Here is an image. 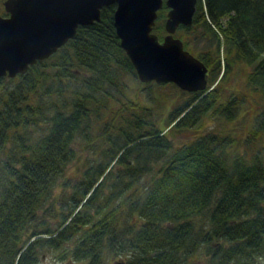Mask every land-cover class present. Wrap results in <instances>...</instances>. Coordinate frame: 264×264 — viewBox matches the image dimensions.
Listing matches in <instances>:
<instances>
[{
  "label": "trees",
  "instance_id": "16d2710c",
  "mask_svg": "<svg viewBox=\"0 0 264 264\" xmlns=\"http://www.w3.org/2000/svg\"><path fill=\"white\" fill-rule=\"evenodd\" d=\"M114 9L0 77V264L50 252L74 264H253L264 256V0H197L192 24L174 33L208 69L195 92L138 79ZM167 11L153 28L160 40ZM167 85L178 95L156 116L140 94ZM245 104L253 125L241 139L170 138L207 114L234 121Z\"/></svg>",
  "mask_w": 264,
  "mask_h": 264
},
{
  "label": "water",
  "instance_id": "95a60500",
  "mask_svg": "<svg viewBox=\"0 0 264 264\" xmlns=\"http://www.w3.org/2000/svg\"><path fill=\"white\" fill-rule=\"evenodd\" d=\"M197 0H4L0 14V77L25 73L54 54L79 26L100 20L101 9L115 5L113 25L120 45L141 82L174 83L182 90L208 86L206 65L184 48L174 33L190 26ZM168 11L160 40L153 32L158 11ZM115 264H121L116 261Z\"/></svg>",
  "mask_w": 264,
  "mask_h": 264
},
{
  "label": "rangeland",
  "instance_id": "374dc122",
  "mask_svg": "<svg viewBox=\"0 0 264 264\" xmlns=\"http://www.w3.org/2000/svg\"><path fill=\"white\" fill-rule=\"evenodd\" d=\"M246 67H242L241 71H238L231 81L233 85H238L239 87L242 86L244 83V80L241 78V75L243 74V70ZM132 90L131 94H133V89L136 87V83L131 82L130 83ZM215 84H213L210 88L214 87ZM209 88V89H210ZM148 92V94H147ZM179 89L172 87L170 85H167L165 87H149L147 89H144L140 94V99L143 104H146L150 107L151 112L155 114L156 116H161L164 112L166 113V110H169L170 107H172V103L175 100V96L178 95ZM187 95L183 94L181 95L182 99H186ZM254 101V100H253ZM164 113V114H165ZM162 124V122H161ZM252 119L250 116V104L243 105L242 114L234 121L226 122L223 118L220 117H212L209 114L205 115L195 126L192 128L184 129L182 131L177 132L175 135H170L174 145H180L187 143L189 140H191L194 136H198L201 134H205L210 131H218V130H228L230 132H233L234 136H236L238 139H241L244 137L247 133L250 132L252 128ZM260 141H258L259 143ZM261 145V143H260ZM69 176L70 178V185H72L73 181L77 176L78 170L76 166L70 167L69 169ZM64 187L60 186V191ZM68 192L70 191L69 186L65 188ZM122 260V257H111L108 259V264H115L116 261ZM39 264H74L70 263L65 260H61L59 258V254L57 252H50L45 253L42 257V260ZM77 264V263H76ZM253 264H264V256H260L256 258Z\"/></svg>",
  "mask_w": 264,
  "mask_h": 264
}]
</instances>
